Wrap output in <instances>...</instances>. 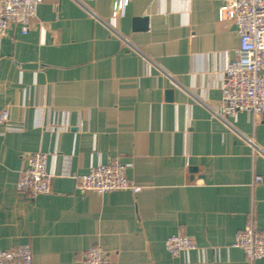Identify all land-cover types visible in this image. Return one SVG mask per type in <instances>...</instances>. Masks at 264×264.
<instances>
[{"label": "crops", "instance_id": "obj_1", "mask_svg": "<svg viewBox=\"0 0 264 264\" xmlns=\"http://www.w3.org/2000/svg\"><path fill=\"white\" fill-rule=\"evenodd\" d=\"M223 5L43 0L27 33L10 25L0 38V109H10L0 248L29 243L33 264H83L94 245L111 264H250L234 241L251 219L264 229V114L215 112L240 45ZM38 150L49 153L51 191L19 192ZM115 159L138 192L79 187L78 175ZM178 232L196 248L170 253Z\"/></svg>", "mask_w": 264, "mask_h": 264}, {"label": "built area", "instance_id": "obj_2", "mask_svg": "<svg viewBox=\"0 0 264 264\" xmlns=\"http://www.w3.org/2000/svg\"><path fill=\"white\" fill-rule=\"evenodd\" d=\"M43 0H0V38L7 34L11 24L19 23L24 33L33 24ZM120 12V7L114 14ZM230 18L237 26L240 45L235 57L230 59L222 81V105L216 113L222 116L249 111L264 114V0H224L219 18ZM10 119L8 107L0 109V124ZM53 173L49 170V153L38 150L31 154L20 169L17 189L22 193L38 195L52 188ZM79 187L105 193L115 189L138 192L141 185L127 175V164L118 159L100 162L87 173L78 175ZM262 180L254 176L253 184ZM234 245L244 249L250 264L264 257V229H259L251 219L236 234ZM166 248L173 255H180L196 248L194 239L185 233H174L165 240ZM0 264H33V249L29 243L12 248H0ZM83 264H111L104 249L94 245L84 252Z\"/></svg>", "mask_w": 264, "mask_h": 264}]
</instances>
